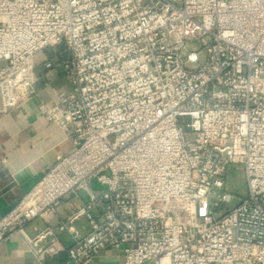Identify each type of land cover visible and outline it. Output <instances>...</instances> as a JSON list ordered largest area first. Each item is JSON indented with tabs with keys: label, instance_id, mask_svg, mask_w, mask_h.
Wrapping results in <instances>:
<instances>
[{
	"label": "built area",
	"instance_id": "2783aa9c",
	"mask_svg": "<svg viewBox=\"0 0 264 264\" xmlns=\"http://www.w3.org/2000/svg\"><path fill=\"white\" fill-rule=\"evenodd\" d=\"M57 46L44 77L60 68L70 90L37 111L71 149L0 219V245L40 254L67 234L71 264L105 249L123 264H264V0H0V117L36 96L37 56ZM229 165L244 198L223 191ZM214 190L235 204L218 217Z\"/></svg>",
	"mask_w": 264,
	"mask_h": 264
},
{
	"label": "crops",
	"instance_id": "0c3cea01",
	"mask_svg": "<svg viewBox=\"0 0 264 264\" xmlns=\"http://www.w3.org/2000/svg\"><path fill=\"white\" fill-rule=\"evenodd\" d=\"M44 60L48 59L37 56L36 96L20 109L0 117V219L8 215L43 174L55 165L58 156L68 154L71 149L62 133L48 125L37 111L38 104L48 102L54 92L70 90V85L60 77L57 69L44 77ZM78 206L76 199L63 202L61 218ZM54 222L53 218L34 220L27 224L25 233L33 239ZM74 227L82 235L88 232L85 220H80ZM40 246H45L43 252L35 254L22 237L14 236L0 245V264H71L67 259V248L70 246L67 234L60 235L55 244L40 243ZM92 264H123L122 252L105 249Z\"/></svg>",
	"mask_w": 264,
	"mask_h": 264
},
{
	"label": "rangeland",
	"instance_id": "374dc122",
	"mask_svg": "<svg viewBox=\"0 0 264 264\" xmlns=\"http://www.w3.org/2000/svg\"><path fill=\"white\" fill-rule=\"evenodd\" d=\"M60 52H62V46H57L53 49L46 48L39 55H42L44 58L57 63L60 62ZM199 63H203V59H199ZM56 71H58L60 77L62 78V70L58 68ZM94 184L93 186H95ZM223 191L235 196L236 198L246 197L247 186L242 166L229 165L226 168ZM213 192L214 193L209 199V205L216 217L223 215L234 207V201L230 204H222L217 207V199L220 194L218 190H214ZM79 197L82 199V201H86V198L82 193H79Z\"/></svg>",
	"mask_w": 264,
	"mask_h": 264
}]
</instances>
